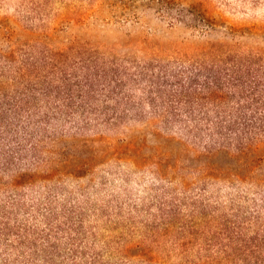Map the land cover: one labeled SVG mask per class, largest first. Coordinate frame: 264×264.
<instances>
[{
  "label": "trees",
  "instance_id": "16d2710c",
  "mask_svg": "<svg viewBox=\"0 0 264 264\" xmlns=\"http://www.w3.org/2000/svg\"><path fill=\"white\" fill-rule=\"evenodd\" d=\"M134 50L101 62L51 51L31 69L0 72V172L10 178L0 264H100L74 212L56 213L52 194L43 209L21 194L42 168L41 145L89 131L92 116L101 134L145 127L152 145L128 137L119 152L151 160L154 176L178 183L176 194L190 201L168 193L148 226L156 247L139 261L120 251L121 260L101 264H264V54L225 40L179 51L145 40ZM41 220L42 230L34 227ZM163 242L172 249L161 255Z\"/></svg>",
  "mask_w": 264,
  "mask_h": 264
},
{
  "label": "rangeland",
  "instance_id": "374dc122",
  "mask_svg": "<svg viewBox=\"0 0 264 264\" xmlns=\"http://www.w3.org/2000/svg\"><path fill=\"white\" fill-rule=\"evenodd\" d=\"M145 40L176 51L225 40L264 54V0H0V72L27 63L31 69L51 51H68L75 62L124 57ZM90 119L89 131L66 132L58 143L48 140L41 145L42 168L31 173L35 181L21 194L28 206L42 209L52 194L56 213L74 212V223L82 226L89 253L97 255L100 264L117 262L125 254L136 263L145 248L156 247L148 226L161 205L170 202L168 193L177 195L180 187L154 176L151 160L119 152L128 137L140 136L152 145L145 127L135 123L129 132L101 134V126L94 127L101 117ZM144 153L151 155L149 149ZM9 179L0 172V202L10 192ZM178 198L190 203L184 195ZM17 216L26 219L23 213ZM34 225L42 230L45 224L41 220ZM163 244L156 248L158 254L172 249L171 242Z\"/></svg>",
  "mask_w": 264,
  "mask_h": 264
}]
</instances>
